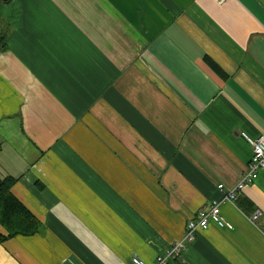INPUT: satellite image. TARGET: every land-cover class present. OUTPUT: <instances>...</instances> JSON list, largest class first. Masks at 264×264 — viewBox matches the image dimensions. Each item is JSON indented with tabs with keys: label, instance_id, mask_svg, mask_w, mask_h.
<instances>
[{
	"label": "crops",
	"instance_id": "0c3cea01",
	"mask_svg": "<svg viewBox=\"0 0 264 264\" xmlns=\"http://www.w3.org/2000/svg\"><path fill=\"white\" fill-rule=\"evenodd\" d=\"M241 131L264 132V0H0V178L42 225L0 264H153L239 180ZM221 212L167 264H264V171Z\"/></svg>",
	"mask_w": 264,
	"mask_h": 264
},
{
	"label": "built area",
	"instance_id": "2783aa9c",
	"mask_svg": "<svg viewBox=\"0 0 264 264\" xmlns=\"http://www.w3.org/2000/svg\"><path fill=\"white\" fill-rule=\"evenodd\" d=\"M239 135L244 138L251 147L250 158L246 169L241 173L239 180L232 186L224 187L223 183H218L221 191L219 198H214L208 205L197 209L196 213L187 219L182 235L179 239L172 242L169 247L160 252L154 264H167L171 258L181 256L185 247L192 242L200 229H207L211 224L218 227L232 228L233 225L225 219L221 212V203L224 201L232 202L245 188V186L254 182L258 174L264 171V132L256 136H251L246 131H241ZM258 211L254 212L252 217L256 218ZM134 264H149L143 259L133 257Z\"/></svg>",
	"mask_w": 264,
	"mask_h": 264
},
{
	"label": "trees",
	"instance_id": "16d2710c",
	"mask_svg": "<svg viewBox=\"0 0 264 264\" xmlns=\"http://www.w3.org/2000/svg\"><path fill=\"white\" fill-rule=\"evenodd\" d=\"M15 181L11 176L0 178V223L7 230L6 234L0 233V242L15 235L34 234L42 227L41 221L13 194Z\"/></svg>",
	"mask_w": 264,
	"mask_h": 264
},
{
	"label": "rangeland",
	"instance_id": "374dc122",
	"mask_svg": "<svg viewBox=\"0 0 264 264\" xmlns=\"http://www.w3.org/2000/svg\"><path fill=\"white\" fill-rule=\"evenodd\" d=\"M242 172H243V171H242ZM240 176H241V175H240ZM239 178H240V177H239ZM224 202H226V201H224ZM224 202H222V203H224ZM222 203H221V205H222ZM220 207H221V206H220ZM157 255H158V254H157ZM157 255H156V256H157ZM155 258H156V257H155ZM154 263H156L155 260L153 261V264H154Z\"/></svg>",
	"mask_w": 264,
	"mask_h": 264
}]
</instances>
